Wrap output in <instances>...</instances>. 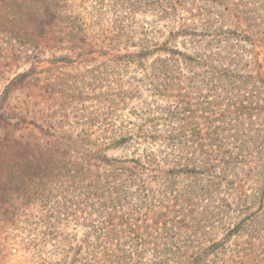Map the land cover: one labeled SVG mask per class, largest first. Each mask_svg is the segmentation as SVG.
<instances>
[{
    "label": "trees",
    "instance_id": "1",
    "mask_svg": "<svg viewBox=\"0 0 264 264\" xmlns=\"http://www.w3.org/2000/svg\"><path fill=\"white\" fill-rule=\"evenodd\" d=\"M58 1L0 0V30L10 22L6 15L21 16L23 6L32 18L37 4L54 17L52 6ZM124 2L128 11L141 3L159 17H169L176 29L163 41H135L125 27L111 36L107 29L94 36L98 52L107 55L103 66H113L92 70L101 76V98L107 103L91 115L66 114L62 110L71 103L61 96L44 97L36 83L32 93H22L35 67L16 74L0 103V151L10 168L16 166L7 176L31 183L27 198L43 204L40 219L47 227L87 226V241L97 240L101 248L94 252L101 251L102 262L144 264L147 251L153 259L145 264H208L213 261L208 256L218 259L229 251L253 260V240L260 238L258 213L264 209V73L248 71L237 43L252 40L241 20L252 11L251 3ZM255 4L264 9L259 1ZM63 16L77 27L68 46L81 50L79 41L92 47L82 21L62 13L65 25ZM45 20L37 22L42 24L39 37L47 39L55 21ZM181 35L192 38L181 44L184 49L173 43ZM120 37L125 46H143L119 55ZM186 45L192 52L185 51ZM127 70L134 85L120 82L118 76ZM259 83L261 91L254 95ZM14 90L24 96L18 105L7 101ZM134 98L137 104L124 117L121 109ZM38 100L42 108H37ZM54 105L58 108L50 109ZM70 120L81 131L67 134ZM114 150L122 154L109 153ZM55 176H65L70 188L54 194L58 186L49 182ZM252 201L258 203L255 212ZM245 233L242 245L227 243Z\"/></svg>",
    "mask_w": 264,
    "mask_h": 264
},
{
    "label": "rangeland",
    "instance_id": "2",
    "mask_svg": "<svg viewBox=\"0 0 264 264\" xmlns=\"http://www.w3.org/2000/svg\"><path fill=\"white\" fill-rule=\"evenodd\" d=\"M123 1L127 2L129 0H59L58 3L52 6V9L56 8L57 11L54 17L52 15L50 17L46 13V9H42L39 4L35 5L37 7L35 18H32L29 12H25L28 9L27 6H23L24 11H22L21 16L16 12L6 15L9 16L8 21L10 22L6 21L0 30V103L2 102L1 98L4 96L5 86L9 81L16 74L35 67L30 74L33 75V78L25 80L27 82L25 87L27 88H24L22 93H32L35 90L32 85L36 83V89L42 88L40 90L44 97L59 99L61 96L62 99L71 103V106L62 110L66 114L91 115L94 111L102 109L107 102L102 99L103 97L101 98L104 88L101 81H99L101 76L97 75L96 71L100 70L102 72L107 55L98 52L101 50L98 40L95 38L97 34L99 35L107 29V31H111L109 35L111 36L113 32L118 31V28L125 27L128 35H132L135 41H139V39L163 41L166 40L165 36L170 30L176 29L172 28L173 20L169 17H159L141 3L134 11H128V3L125 4L124 2L121 5ZM186 1L191 2V0ZM231 1L251 3L248 7L252 11L248 12L247 16H244L241 20L248 33L253 34L251 36L252 40H237L238 50L243 49L244 61L249 62L248 71L253 75H256L257 72L264 73V9L255 4L257 1L264 4V0ZM200 2L198 1V3ZM62 13L63 15L69 14L70 17L75 15L82 21L85 30L82 33L86 34V39L92 47L85 46L84 43L79 41L76 42L81 50L80 48L68 46L71 34L77 27L73 26L68 16H63L65 17L63 18L64 21L67 23L65 25L60 18ZM2 16H4V12H2ZM43 16L46 19L45 21H55L51 25V37L47 39L46 37H39L42 24H38L37 21ZM182 16L191 18L186 12H183ZM46 31L48 32V30ZM189 39L192 38L181 35L177 39L175 37L173 43L184 49L181 44ZM121 41L117 46L119 55L124 53L126 49L139 51L143 46H133V44L132 46H125L122 38ZM143 43L144 45L148 44V42ZM107 50L111 54L116 52L114 49ZM185 51L192 52L190 45L185 46ZM59 56L64 58H58ZM257 63H259V66H257ZM109 66H113V64L108 62L106 67ZM131 70H127L118 76L124 86L135 84L129 79L132 76ZM91 71L92 73H90ZM141 74L142 71L138 70L137 75ZM260 85L259 83L256 86L254 95L261 91ZM87 94L91 96L85 97ZM23 97L20 90H14L8 95L7 101H10L11 105H18ZM81 97L82 99H79ZM137 102L136 98L127 101V105L121 109L124 117L130 116L128 111ZM42 107L43 104L38 100L37 108ZM57 108L54 105L50 109L56 110ZM102 113V110L98 111L97 116L102 115ZM30 115L34 116V114ZM69 123V125H65L67 134H75L81 131V126L71 124V120ZM109 153L122 154L120 150L109 151ZM6 160H8V157L5 156L3 151H0V264H112L109 261L102 262L101 251L94 252L101 247L96 239L91 238L90 241H87L89 233L87 226L57 224L54 226L55 228L47 227L40 219L43 204L39 203L38 199L33 198L31 200L27 198L31 183L28 181L23 182L18 176L13 180L9 179L7 173L11 169H16V166L11 164L10 168ZM19 168L17 167V169ZM40 181H43V178L38 182ZM49 183H52L51 187L58 186V190L52 191L54 194H59L60 191H66L67 188H70L65 176H55V178H51ZM256 202L252 203L251 211L255 212L257 210L258 203ZM258 215L260 218H258L259 224H257V227L260 228V238L253 240V243L257 246L256 253H253L251 257L254 258L253 260L247 257L242 258L238 254L237 256L229 251L228 254L226 252V255H219L218 259L214 255L208 256V259L213 260L212 263L209 261L208 264H254V262L264 261V209ZM221 234L222 232L218 233V235ZM247 234L245 233L242 238L231 236L227 243L232 242L233 244L238 240L240 246L243 244V240L248 238ZM229 246L234 248L233 245ZM151 259H153L152 254L147 251L141 262L145 264L147 261L150 262ZM167 263H172V261L161 264Z\"/></svg>",
    "mask_w": 264,
    "mask_h": 264
}]
</instances>
